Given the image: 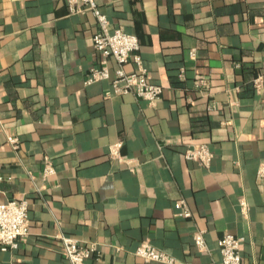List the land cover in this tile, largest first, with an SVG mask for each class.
<instances>
[{
  "label": "crops",
  "instance_id": "1",
  "mask_svg": "<svg viewBox=\"0 0 264 264\" xmlns=\"http://www.w3.org/2000/svg\"><path fill=\"white\" fill-rule=\"evenodd\" d=\"M94 2L137 37L162 94L150 105L85 84L98 65L90 12L0 0V203L26 200L29 222L0 264H69L60 236L97 244L87 264H160L135 255L142 243L174 264H220L226 234L243 238L241 264H264V87L252 86L264 72V0ZM116 143L119 159L109 155ZM204 143L208 168L183 158ZM47 163L54 174L44 177ZM198 230L205 252L193 244Z\"/></svg>",
  "mask_w": 264,
  "mask_h": 264
},
{
  "label": "built area",
  "instance_id": "2",
  "mask_svg": "<svg viewBox=\"0 0 264 264\" xmlns=\"http://www.w3.org/2000/svg\"><path fill=\"white\" fill-rule=\"evenodd\" d=\"M71 13L90 12L96 20L97 31L92 37V47L98 57V65L89 69L85 84L96 82H107L108 90L106 96H122L131 94L134 97L153 105L156 103L163 91V87L154 84L142 66L138 55L139 41L135 35L123 32L121 29L112 28L107 17L101 13L94 0H61ZM112 59L116 65L110 70L108 60ZM133 63L135 69L126 72L124 67ZM182 77V74L180 75ZM252 86L257 92L264 87V72L257 74L252 80ZM7 143L13 148H18L16 138L7 136ZM120 143L109 147L111 158L119 159L118 150ZM212 152L204 144L192 145L185 148L183 158L195 162L203 168H208L212 160ZM54 174L50 164L45 165L44 177ZM257 179L264 192V162L260 163L256 171ZM174 207L178 210V216L188 218L190 216L184 202L177 200ZM243 208V203H241ZM28 205L26 200H7L0 203V250L7 251L15 249L17 243L28 234ZM193 244L198 252L207 250L204 241V231L198 230L193 234ZM60 244L64 256L69 264H87V260L97 251V244L83 243L75 239L60 236ZM243 243L242 237L226 234L217 241L220 264H241L240 248ZM135 255L145 262L160 264H174V259L157 251L148 243H142L135 250ZM209 264H215L213 262Z\"/></svg>",
  "mask_w": 264,
  "mask_h": 264
}]
</instances>
